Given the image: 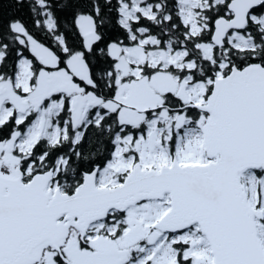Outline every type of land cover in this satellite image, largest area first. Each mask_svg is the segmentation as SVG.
Masks as SVG:
<instances>
[{
    "label": "snow or ice",
    "instance_id": "obj_1",
    "mask_svg": "<svg viewBox=\"0 0 264 264\" xmlns=\"http://www.w3.org/2000/svg\"><path fill=\"white\" fill-rule=\"evenodd\" d=\"M0 264H264V0H0Z\"/></svg>",
    "mask_w": 264,
    "mask_h": 264
}]
</instances>
